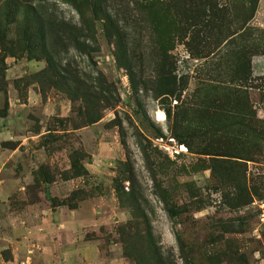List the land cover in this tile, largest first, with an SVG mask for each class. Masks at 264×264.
Returning <instances> with one entry per match:
<instances>
[{
    "label": "rangeland",
    "instance_id": "obj_1",
    "mask_svg": "<svg viewBox=\"0 0 264 264\" xmlns=\"http://www.w3.org/2000/svg\"><path fill=\"white\" fill-rule=\"evenodd\" d=\"M44 6L92 24L85 48L64 42L55 58L90 84L99 73L108 99L83 124L9 27L0 264H155L122 241L146 228L165 264H264V0H105L110 34L89 7Z\"/></svg>",
    "mask_w": 264,
    "mask_h": 264
},
{
    "label": "trees",
    "instance_id": "obj_2",
    "mask_svg": "<svg viewBox=\"0 0 264 264\" xmlns=\"http://www.w3.org/2000/svg\"><path fill=\"white\" fill-rule=\"evenodd\" d=\"M46 0H0V54L14 55L11 50L4 47L6 41V34L10 26L15 27L16 37L18 42H23L24 46L17 47L16 51H25L30 58H39L45 61L46 67L44 73L50 77L49 83L53 84L57 89L63 91L71 101H77L80 104V116L82 117V123L90 124L97 119L96 102L99 100L108 99L106 92L109 91L108 84L99 77V73H96L94 79L97 84H90L89 80H84L78 77L77 73L64 68L60 65V62L55 58V47L63 46L64 42L71 41L75 49H83L86 47L83 43V39L86 32H91L92 24L85 25L79 22L78 25H65V23L56 19V17L49 12L44 4ZM64 3L70 4L75 10L76 14L80 13V8H91V13H103L102 18L105 22V29L110 34V24L108 17L104 14L102 4L105 0H62ZM148 1H145V3ZM147 6V3L146 5ZM149 7V6H148ZM2 60L0 58V66ZM163 65L161 64L160 71L158 72L157 79L162 85V94L171 95L170 89L173 84V79L168 77L164 73ZM166 76V77H165ZM131 81V74H128ZM102 81V84L99 82ZM90 113V114H89ZM92 115V116H90ZM120 130V127H119ZM124 194L123 196H117L118 203L122 205L125 203L130 209H138L137 198L132 194ZM174 214V211L169 210ZM136 218V216H133ZM146 225L148 226L147 222ZM146 235L141 236L138 231H134L133 235H126L122 241H131L135 245L147 247L152 254L151 259L156 258L155 264H165L162 259V255L158 248L153 247L150 244V232L149 228H146Z\"/></svg>",
    "mask_w": 264,
    "mask_h": 264
}]
</instances>
